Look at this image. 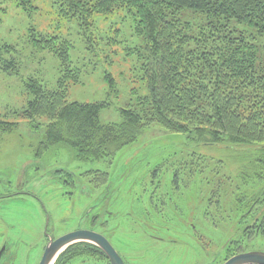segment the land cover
<instances>
[{
    "label": "rangeland",
    "instance_id": "1",
    "mask_svg": "<svg viewBox=\"0 0 264 264\" xmlns=\"http://www.w3.org/2000/svg\"><path fill=\"white\" fill-rule=\"evenodd\" d=\"M179 19L187 37L199 39L201 34L210 32L209 17L205 14L185 10ZM135 23L133 15L122 9L108 15H94L91 25L86 27L76 19L63 17L55 0H32L31 6L26 8L19 6L16 0H0V53L7 60L14 58L17 62L16 72H6L0 65V121L8 126L0 127V217L10 225L4 233L40 234L41 204L48 212L54 234L68 231L78 219L80 225L83 222L89 228L98 211L101 216L105 214L106 219L107 202L100 201L105 191V184L99 179L103 172L110 175V190L114 193L112 201L108 200L112 203L106 207L112 211L123 207L132 217V208L136 213L135 208L150 196L156 202L158 194H166L165 199L173 200L165 206L167 218H179L181 224L182 220L192 218L199 224L202 219L198 210L207 206L211 192L220 193L225 220L215 227L205 220L206 225L201 226L202 238L182 235L176 229L180 224L164 225L166 234L173 231L172 237L182 241L177 244L152 243L144 236L138 238L140 246L135 243L138 246L135 247L128 239L107 237L131 264H223L225 252L218 258L216 254L235 236L239 227L230 212L232 195L238 189L247 191L260 185L251 180L243 183L238 176L239 158L232 148L223 143H196L190 138L193 134L185 141L184 136L170 134L153 125L112 159L78 162L66 147L44 149L42 141L48 120L31 121L22 115L32 98L26 87L30 79L47 90H54L64 76L60 60L35 46L34 38L46 35L70 45L69 70L78 83L68 82V102H101L104 104L99 113L101 124L121 123V111L139 107L140 99L149 93L142 77L140 55L144 41L135 35ZM228 26L233 35H243L253 43L257 64L264 65V37L256 36L253 30L235 20ZM4 45L10 47L11 54ZM69 173L75 177L73 179L83 176L81 183L86 190L79 201L75 195L71 199L63 195L69 188L62 187V181ZM174 173L179 183L176 193L171 190ZM17 189L30 195L7 199ZM174 203L181 211L170 210ZM89 209L92 211L86 218ZM145 245L151 247L148 252ZM247 251L264 253V237L254 240ZM93 263L99 264L96 260Z\"/></svg>",
    "mask_w": 264,
    "mask_h": 264
},
{
    "label": "trees",
    "instance_id": "2",
    "mask_svg": "<svg viewBox=\"0 0 264 264\" xmlns=\"http://www.w3.org/2000/svg\"><path fill=\"white\" fill-rule=\"evenodd\" d=\"M16 1L22 8L31 6L32 2ZM55 4L63 17L76 19L86 27L91 25L94 15H108L122 9L133 15L136 21L134 33L144 41L140 55L142 77L149 93L140 99L139 107L121 111V123L101 124L99 113L103 103L67 100L68 82L78 83L69 70V43L59 41L55 36L38 35L34 38L36 48L53 53L64 70V76L54 90L45 89L34 79L26 83L32 98L22 115L31 121L48 120L42 141L44 149L63 146L78 162L103 161L114 158L153 125L170 134L184 136L185 141L193 134L190 138L196 143L227 145L239 158L238 176L243 183L251 180L260 185L233 193L230 212L239 227L215 258L225 252L224 262L233 255L247 252L254 240L264 237V65L257 64L253 43L243 35H233L228 25L235 20L253 30L256 36L264 37V0H55ZM185 10L209 17V34L203 33L199 39L185 36L179 19ZM3 47L11 54L9 46ZM0 65L6 72L17 71L16 60H7L1 53ZM6 124L0 121L3 129L8 127ZM69 174L64 175L68 176L66 181H75ZM82 178L77 179L81 182ZM99 179L105 184L100 201L106 200L105 208L113 212L106 207L114 196L110 190V175L101 172ZM173 181L171 190L176 193L179 188L176 173ZM101 182L98 180L99 184ZM63 184L68 183L64 181ZM166 196L158 194L156 202L152 196L145 198V204L135 208L136 213L131 207L133 217L138 219L132 225L133 237L145 236L142 222L162 225L165 229V224L173 225V218H167L165 212V206L173 200L165 199ZM206 205L198 210L203 222L194 223L197 238H202L201 226L206 225L205 220L212 227L225 220L219 192H211ZM170 210L176 213L180 209L174 203ZM115 212L125 218L129 210L119 207ZM88 215L86 213L85 217ZM111 216L106 219L105 214L101 216L100 233L106 238L109 237ZM88 226L94 229L92 223ZM191 230L188 223L180 224L182 235ZM75 258L83 264H94V260L109 264L106 256L88 243L71 245L55 264H67Z\"/></svg>",
    "mask_w": 264,
    "mask_h": 264
},
{
    "label": "flooded vegetation",
    "instance_id": "3",
    "mask_svg": "<svg viewBox=\"0 0 264 264\" xmlns=\"http://www.w3.org/2000/svg\"><path fill=\"white\" fill-rule=\"evenodd\" d=\"M66 180H63L62 182L64 183L65 181L68 184H63L61 182L63 184L62 187L64 188L67 187L69 188V190L68 189L65 190L63 192V195H66V197L70 199L72 198V195H75L76 200L79 201L81 196L83 197V195L85 194L86 187H84V185L80 182L79 179H75V181H71V182H67ZM14 193L15 194H13V196L9 194L8 196L11 197H8L7 199L30 195V193L28 192L26 193L23 190L20 191V189H17ZM40 209L41 210L39 212H40V216L43 217V225L40 230V234L37 235H25L24 234L25 232L20 233L21 231L18 232L19 234H11V235L10 233L5 234L4 233L5 228L9 230L10 225H6L4 219L0 217V264H39L44 249L46 248V246L50 241H53L64 234L80 229L91 230L100 233L99 227L101 225V219H100L101 212L99 211L95 214V217L92 220L93 227L96 229L86 228L83 222L80 225L78 219V222L74 225V227L70 228L68 231H65L60 234H54L49 223L50 220L48 219V214H47L48 212L46 211V209L42 204L40 206ZM97 209H99V207ZM111 213L113 214V217L111 216ZM127 214L128 216H126L125 218L122 217L118 218L119 215H117V212H115V210L113 212L107 213V217L108 216L112 217L111 227L109 231V238L112 237V239H114L117 237L122 239H128L129 241L133 242L135 247H138L140 246V242H139L140 240H138V236L133 237V231H132V225L133 223L138 222V219L132 217L130 211ZM173 220H174L172 222L173 224H177L178 226L179 224H181V220L179 218L177 220L176 219ZM183 222L188 223L192 227L191 230L192 232H188L189 234L187 233V235L195 236L197 238L196 234L194 233L195 219L193 220L192 218H189L188 221L183 220ZM40 223L42 224L41 220ZM141 224L143 226L141 227V229L145 233L146 238L152 241V243L167 242L169 244H177L182 242L181 240H179V238L176 239L174 236L172 237V235H170L169 233L166 234L164 231L165 228H163L162 225L153 226L146 222H142ZM159 227H161L162 229L160 230ZM176 229L179 230V227H177ZM177 236L179 235L177 234ZM110 240L108 239L110 244L113 246V243ZM135 243H138V246H136ZM143 247L147 249V252L151 249L150 245H145ZM114 249L120 255L124 264L132 263L129 260H126L123 257V254L119 252L115 247ZM129 256H131V254ZM74 262L83 264L82 262L79 261L78 258L70 260L67 264H72Z\"/></svg>",
    "mask_w": 264,
    "mask_h": 264
},
{
    "label": "water",
    "instance_id": "4",
    "mask_svg": "<svg viewBox=\"0 0 264 264\" xmlns=\"http://www.w3.org/2000/svg\"><path fill=\"white\" fill-rule=\"evenodd\" d=\"M91 211L92 209H89L87 214ZM76 243H88L94 245L106 256L109 264H124L120 255L104 235L84 229L69 232L50 241L44 249L39 264H55L57 258L68 247ZM223 264H264V253L259 251L239 253L225 260Z\"/></svg>",
    "mask_w": 264,
    "mask_h": 264
}]
</instances>
